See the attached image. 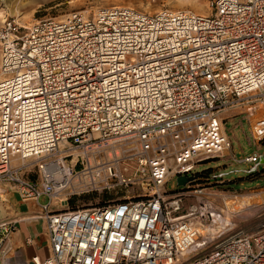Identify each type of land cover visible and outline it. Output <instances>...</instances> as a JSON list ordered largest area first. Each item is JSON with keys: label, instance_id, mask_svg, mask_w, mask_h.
<instances>
[{"label": "built area", "instance_id": "obj_1", "mask_svg": "<svg viewBox=\"0 0 264 264\" xmlns=\"http://www.w3.org/2000/svg\"><path fill=\"white\" fill-rule=\"evenodd\" d=\"M209 10L2 20L0 200L46 198L49 255L32 264H264V221L215 236L206 187L165 189L229 155L224 112L258 103L264 122V0ZM115 187L126 195L69 207ZM14 225L0 223V257Z\"/></svg>", "mask_w": 264, "mask_h": 264}, {"label": "rangeland", "instance_id": "obj_2", "mask_svg": "<svg viewBox=\"0 0 264 264\" xmlns=\"http://www.w3.org/2000/svg\"><path fill=\"white\" fill-rule=\"evenodd\" d=\"M212 0H0V23L4 18H15L22 25L47 18L61 19L73 12H82L92 16L99 9L108 7H130L138 11L153 14L161 10L191 11L207 15ZM212 12V11H211ZM1 65V59H0ZM257 107L253 109L252 107ZM258 103L246 104L222 114V126L231 142L232 149L223 159H207L195 167L192 175L198 176L193 183L203 185V174L210 173L205 196L211 203V213L219 214L211 227L206 229L215 235L225 226L230 232L242 230L247 234L256 232L264 221V164L259 160L253 164L238 161L252 154L264 158V122ZM258 139L255 141L254 136ZM256 167L255 175L245 179L249 170ZM192 183V184H193ZM191 185V184H190ZM167 192H176L184 188L177 185V178L171 179L165 186ZM126 195V189L115 187L72 197L69 205L91 206L102 204ZM62 198V197H60ZM204 198H188L183 201L185 211L190 205H197ZM44 199L41 200V203ZM32 209V207L30 206ZM34 212L41 209L34 206ZM216 216V215H215ZM212 220V219H211ZM204 226L206 224L204 223ZM227 228V229H228ZM203 229V228H202ZM226 229V230H227ZM205 230V228H204ZM220 232H224L221 230ZM202 234L204 232H200Z\"/></svg>", "mask_w": 264, "mask_h": 264}, {"label": "crops", "instance_id": "obj_3", "mask_svg": "<svg viewBox=\"0 0 264 264\" xmlns=\"http://www.w3.org/2000/svg\"><path fill=\"white\" fill-rule=\"evenodd\" d=\"M45 203V197L40 198L38 203L21 201L15 193H8L0 200V223L15 224L5 243L4 254L0 257L3 264H32L31 259L34 257L42 261L48 257L46 223L44 219L37 218L39 213L34 212L35 205L39 207Z\"/></svg>", "mask_w": 264, "mask_h": 264}, {"label": "water", "instance_id": "obj_4", "mask_svg": "<svg viewBox=\"0 0 264 264\" xmlns=\"http://www.w3.org/2000/svg\"><path fill=\"white\" fill-rule=\"evenodd\" d=\"M259 164H264V158L260 157L259 158ZM257 166H254L253 168H251L249 170V172H254L256 170ZM195 181L194 177H189V178H185V177H178L177 178V185L179 187L185 188L187 184H192Z\"/></svg>", "mask_w": 264, "mask_h": 264}, {"label": "trees", "instance_id": "obj_5", "mask_svg": "<svg viewBox=\"0 0 264 264\" xmlns=\"http://www.w3.org/2000/svg\"><path fill=\"white\" fill-rule=\"evenodd\" d=\"M209 174H210V173H206V174H203V175H202V177L206 178V179H205L206 181H205L204 184L202 185V186H204V187H208L207 185H209V184H207V182L210 183L209 179H207L208 176H209ZM254 175H255V172H249V175H248L245 179H247V178H249V177H252V176H254ZM197 178H198V176L196 177V179H197ZM104 203H106V202H104ZM104 203H102V204H104ZM76 206H77V205H73V206H70V205H69V207H70L71 209H75Z\"/></svg>", "mask_w": 264, "mask_h": 264}, {"label": "bare ground", "instance_id": "obj_6", "mask_svg": "<svg viewBox=\"0 0 264 264\" xmlns=\"http://www.w3.org/2000/svg\"><path fill=\"white\" fill-rule=\"evenodd\" d=\"M60 197H61V196H60ZM60 197H59V198H60ZM63 200H64V199H62V201H63ZM215 215H216V216H215ZM211 216H212V218H213V220H212V222H211V225H212V223L216 221L217 216L220 217V215H219V214H216V213H213V214H211ZM210 227H211V226H210ZM228 227H229V226H227V227L225 226V227H224L223 229H221V230L230 231L231 228H228ZM227 228H228V229H227ZM226 229H227V230H226ZM221 230H220V231H221ZM220 231H219V232H220ZM219 232H218V233H219Z\"/></svg>", "mask_w": 264, "mask_h": 264}]
</instances>
